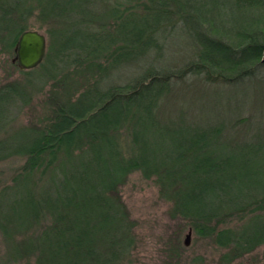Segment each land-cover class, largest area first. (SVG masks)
I'll return each mask as SVG.
<instances>
[{
  "label": "trees",
  "instance_id": "1",
  "mask_svg": "<svg viewBox=\"0 0 264 264\" xmlns=\"http://www.w3.org/2000/svg\"><path fill=\"white\" fill-rule=\"evenodd\" d=\"M35 1L40 21L55 23L48 51L25 70L29 79L0 85V161L22 162L0 188V236L18 239L8 258L121 264L134 234L119 190L134 172L154 180L172 218L222 250L219 263L264 246V139L234 143L220 128L158 115L171 80L186 73L234 83L255 72L264 61V0ZM23 3L0 0V47L8 54L32 15ZM176 24L196 46L183 68L97 86L103 73L157 49L159 35ZM68 67L95 82L73 96ZM58 74L43 121L6 132L12 109L32 98L35 78Z\"/></svg>",
  "mask_w": 264,
  "mask_h": 264
},
{
  "label": "rangeland",
  "instance_id": "2",
  "mask_svg": "<svg viewBox=\"0 0 264 264\" xmlns=\"http://www.w3.org/2000/svg\"><path fill=\"white\" fill-rule=\"evenodd\" d=\"M5 1L11 4L15 2ZM34 3L36 4L35 0H25L23 7L33 10ZM37 13V9L33 10L24 24L26 30H36L45 36L47 52L51 37L48 29L53 28L55 23H42ZM158 44L159 47L150 50L145 57L124 63L107 74L103 73L97 78V86L104 89L113 84L124 85L148 70L178 71L193 58L196 48L194 40L183 30L181 24L161 33ZM13 56L14 53H5L0 47V85L9 81L22 82L31 77L26 75L28 71L20 70L17 64L11 61ZM68 68L66 73L75 77L73 96L90 88L95 82L94 75L88 82V79L76 78L73 67ZM60 77L61 74L56 75L55 80L35 78L36 88L29 103L20 108H13L12 115L15 118L11 123L5 124L3 129L12 133L18 128L21 132L25 126L43 121V102L49 90L57 91L54 87H57L56 81ZM2 108L0 106V110ZM158 115L164 122H177L179 125L191 127L220 128L222 138L234 143L263 140L264 61L252 75L234 83L206 81L202 74L193 72L171 80L168 92L159 101ZM21 165L18 157L0 161V188L9 184ZM119 195L132 223L134 234L133 246L121 264H221L218 258L222 250L217 249L209 240L196 236L186 222L170 216V203L159 197L158 187L153 179L146 180L138 172H134L121 186ZM189 230V245L185 246L183 241ZM15 241L18 239L6 242L0 236V264H35L32 258L27 261L8 258ZM263 253L264 246H261L230 264H264Z\"/></svg>",
  "mask_w": 264,
  "mask_h": 264
},
{
  "label": "water",
  "instance_id": "3",
  "mask_svg": "<svg viewBox=\"0 0 264 264\" xmlns=\"http://www.w3.org/2000/svg\"><path fill=\"white\" fill-rule=\"evenodd\" d=\"M46 38L36 30H24L18 37L14 46L12 62L20 70H29L42 63L46 55ZM191 230L185 236L183 244L189 245Z\"/></svg>",
  "mask_w": 264,
  "mask_h": 264
}]
</instances>
